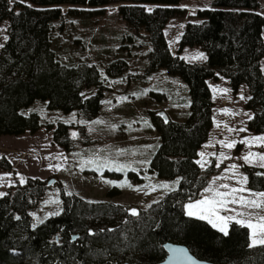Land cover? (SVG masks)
<instances>
[{"label": "trees", "instance_id": "obj_1", "mask_svg": "<svg viewBox=\"0 0 264 264\" xmlns=\"http://www.w3.org/2000/svg\"><path fill=\"white\" fill-rule=\"evenodd\" d=\"M0 0V23H9L7 41L0 52V137L35 134L42 128L40 116L30 112L38 102L51 111L76 112L85 121L102 110L105 89L97 68L61 65L51 48L55 22L63 19V6L104 7L127 3L119 15L152 52L148 73L166 70L188 87L190 114L185 122L153 119L161 144L150 171L159 178L180 180L177 190L138 216H125L120 207L88 203L62 195L61 214L34 227L32 212L43 201L44 182L29 179L0 197V264H160L165 244L182 245L200 261L212 264H264V245L251 247L247 228L232 224L223 235L206 222L186 216L184 207L196 201L218 171L213 165L202 170L198 152L213 127V97L208 81L218 76L237 94L247 88L246 110L252 114L248 129L264 134V17L259 0H213L200 11L201 23H189L180 39L179 51L199 47L207 56L190 64L170 52L165 36L169 21L180 14L184 0ZM145 6H155L149 12ZM125 63L109 66L115 77ZM54 143L72 152V128L59 123L48 126ZM81 134L86 136L85 129ZM11 165L0 160V171ZM249 187L264 191V180L253 168H245ZM133 177V176H132ZM115 190L108 197L115 196ZM19 217V219H17ZM79 238L72 242V237Z\"/></svg>", "mask_w": 264, "mask_h": 264}, {"label": "rangeland", "instance_id": "obj_2", "mask_svg": "<svg viewBox=\"0 0 264 264\" xmlns=\"http://www.w3.org/2000/svg\"><path fill=\"white\" fill-rule=\"evenodd\" d=\"M9 2L11 6L16 2L31 6L23 0ZM212 3L213 0H184L177 6L180 14L172 18L165 29L173 56L190 64L206 62L207 59H193L200 52L205 54L201 48L188 47L180 52L179 43L186 26L201 23L199 12L210 9ZM259 3L258 12L264 17V0ZM126 5L63 6V19L52 26L51 48L61 65L93 66L99 71L105 89L100 115L92 121H85L76 112L51 111L46 103L38 102L28 112L40 116L42 128L38 132L0 137V160L7 161L12 167L11 171H0V193L4 194L0 197L6 196L13 187L25 185L29 179L46 185L43 201L31 214L34 227L61 214L63 194L88 203H108L120 207L125 216L136 217L161 202L180 184L179 179L167 181L150 171L152 158L161 144L153 119L164 120L163 114L169 121L185 122L190 114L189 90L179 77L166 70L147 72L153 49L136 32L130 31L120 17L119 10ZM142 7L149 12L155 8ZM8 27V22L0 23V45L7 41ZM118 62L125 63L127 69L115 77L109 76L107 69ZM262 71L264 73V59ZM208 86L214 103L213 127L198 152L196 163L202 170L213 165L218 173L205 189L211 187L221 192L237 189L233 196L226 198L229 201L226 207L217 211L221 216L236 217L228 222V231L232 224H238L248 229L251 247L264 245L253 243V230L236 222L264 223L261 220L264 217V197L255 195L260 192L250 189L249 175L245 171L250 167L256 173L264 174V160L260 159V155H264V141H252L253 137H264V134H254L248 129L252 114L245 108L248 100L246 87L234 94L229 82L221 76L209 80ZM59 123L72 128L75 147L70 153L54 143L53 131L48 129V126ZM81 128L85 129L86 136L81 134ZM233 142V147L227 146ZM250 153L260 155L250 156L252 162L249 163L244 157ZM225 184L229 187H221ZM111 190H115V196L108 197ZM212 195L203 190L196 201ZM196 201L185 205L186 216L204 221L222 233L208 220L188 215L187 205ZM248 201H255L260 206L249 205ZM133 209L137 214H133ZM260 238L257 229L255 239Z\"/></svg>", "mask_w": 264, "mask_h": 264}, {"label": "snow or ice", "instance_id": "obj_3", "mask_svg": "<svg viewBox=\"0 0 264 264\" xmlns=\"http://www.w3.org/2000/svg\"><path fill=\"white\" fill-rule=\"evenodd\" d=\"M0 47H3V45H0ZM193 59H207V56L204 53L200 52L195 57H193ZM223 91L227 92L229 90L224 89ZM241 98H243V97H241ZM252 141H264V137H253ZM249 143H251V141ZM227 146L233 147L234 142L229 143ZM201 155H203V153H201ZM252 155H260V154L250 153L249 156L244 157V159L247 162L251 163L252 161L250 159V156H252ZM260 159L264 160V155H260ZM232 167L235 168L236 166L233 165ZM244 180L246 182V177L244 178ZM221 187L228 188L229 185L225 184V185H221ZM242 190L243 189H241V191ZM205 191L211 192V193H213V195L211 197H206L203 200L196 201L195 204H191V203L188 204L187 205L188 210H189L188 215L189 216H199L200 219L208 220V222L210 224H212L213 227L218 228L222 233L227 235L228 234V222L230 220L236 219V217L221 216V215H219V212L217 211V209L226 207L227 203L229 202L226 198L233 196L237 192V189L233 188L231 192H221L217 189L209 187V188L205 189ZM0 195H4V194L0 193ZM255 195H258L260 197H264V192L256 193ZM231 202L235 203L237 201L232 200ZM247 203L249 205L256 206V207L260 206L255 201H248ZM132 212H133V214H137L135 209H133ZM17 219H19V217H17ZM261 220L264 221V217H261ZM236 222L239 224H242V225H247L248 228L253 230V236H254L253 243L259 242L260 244H264V223L256 225V224H253V223L246 221V220H237ZM257 229L261 233V238L258 241H257V239H255V233H256ZM176 251L179 254H181L182 256H184L186 259H191L190 257L186 256L185 250L178 249Z\"/></svg>", "mask_w": 264, "mask_h": 264}, {"label": "water", "instance_id": "obj_4", "mask_svg": "<svg viewBox=\"0 0 264 264\" xmlns=\"http://www.w3.org/2000/svg\"><path fill=\"white\" fill-rule=\"evenodd\" d=\"M164 121H167V117L161 114ZM262 172H257V174H261ZM79 238L78 235L72 237V241H75ZM164 251L166 252L167 256L165 260L160 264H212L205 261L198 260L190 250L182 245H174V244H165ZM183 249L185 250L186 256L190 257L191 259H186L184 256L179 254L176 250Z\"/></svg>", "mask_w": 264, "mask_h": 264}, {"label": "flooded vegetation", "instance_id": "obj_5", "mask_svg": "<svg viewBox=\"0 0 264 264\" xmlns=\"http://www.w3.org/2000/svg\"><path fill=\"white\" fill-rule=\"evenodd\" d=\"M257 175V177L259 178V179H261V180H264V174L263 173H261V174H256ZM166 253V252H165ZM166 256H167V254H166Z\"/></svg>", "mask_w": 264, "mask_h": 264}]
</instances>
